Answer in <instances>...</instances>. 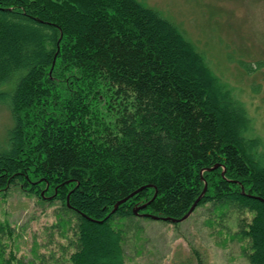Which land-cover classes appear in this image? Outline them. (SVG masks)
I'll return each mask as SVG.
<instances>
[{
  "label": "trees",
  "instance_id": "trees-1",
  "mask_svg": "<svg viewBox=\"0 0 264 264\" xmlns=\"http://www.w3.org/2000/svg\"><path fill=\"white\" fill-rule=\"evenodd\" d=\"M0 104L13 121L0 194L73 215L70 264H87L99 232L113 264H126L121 222L134 209L179 220L199 197L194 211L236 212L249 264H264L263 142L234 90L158 11L138 0H0ZM17 238L0 220V264H23Z\"/></svg>",
  "mask_w": 264,
  "mask_h": 264
},
{
  "label": "rangeland",
  "instance_id": "rangeland-1",
  "mask_svg": "<svg viewBox=\"0 0 264 264\" xmlns=\"http://www.w3.org/2000/svg\"><path fill=\"white\" fill-rule=\"evenodd\" d=\"M138 1L177 25L205 55L211 70L242 102L264 151V0ZM12 125L8 107L0 104V143ZM61 208L57 201L41 203L16 190L0 194V220L15 228L14 252L23 264H70L76 223L73 215L62 216ZM61 217L68 220L65 227ZM237 220L233 210L220 215L209 205L179 223L134 216L121 222L125 263L249 264V244L238 239ZM88 252L87 264L114 263L103 233L93 236Z\"/></svg>",
  "mask_w": 264,
  "mask_h": 264
},
{
  "label": "water",
  "instance_id": "water-1",
  "mask_svg": "<svg viewBox=\"0 0 264 264\" xmlns=\"http://www.w3.org/2000/svg\"><path fill=\"white\" fill-rule=\"evenodd\" d=\"M142 189H143V188L138 189L135 193H138V192L141 191ZM205 189H206V186H205V188H204V190H203V193L205 192ZM135 193H132L128 198L132 197ZM256 198L259 199L260 201H263V200L260 199L259 197H256ZM199 199H200V197L194 202V204L191 206V208L189 209V211L187 212V214H185V215H184L181 219H179V220H177V219H170V218H160V217H158V216H151V215H149V214H139V211L144 210V209L147 207V204H144V205H142V206L137 207L136 209L133 210V213H134V214H137L138 216H143V217L151 218V219H153V220H162V221H165V222L170 221V222H172V223H179V222H183V221H185L186 219H188V218L190 217V215L193 213V211H194V209H195V207H196V205H197ZM126 200H127V198L124 199V200H121L120 202H118V203L114 206L113 212L117 209V207H118L121 203L125 202Z\"/></svg>",
  "mask_w": 264,
  "mask_h": 264
}]
</instances>
